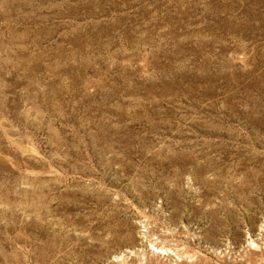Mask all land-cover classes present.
Wrapping results in <instances>:
<instances>
[{"label":"rangeland","instance_id":"1","mask_svg":"<svg viewBox=\"0 0 264 264\" xmlns=\"http://www.w3.org/2000/svg\"><path fill=\"white\" fill-rule=\"evenodd\" d=\"M0 264H264V0H0Z\"/></svg>","mask_w":264,"mask_h":264}]
</instances>
